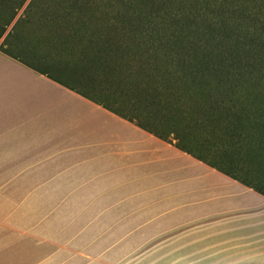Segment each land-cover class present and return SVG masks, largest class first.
I'll return each instance as SVG.
<instances>
[{
	"label": "rangeland",
	"instance_id": "1",
	"mask_svg": "<svg viewBox=\"0 0 264 264\" xmlns=\"http://www.w3.org/2000/svg\"><path fill=\"white\" fill-rule=\"evenodd\" d=\"M161 1L26 0L17 9L21 0H0V48L101 102L102 108L116 109L137 127L138 120L131 117L142 111V120L164 138L92 102L55 88H36L30 80L26 85L36 88L27 96L30 106L50 109L53 124L81 125L83 139L97 132L95 139L116 143L113 151L131 147L134 158L150 161L147 172L185 166L163 163L180 154L158 141L180 148L170 132L181 131L180 142L211 164L264 186V0ZM176 55L188 61L181 63ZM100 60L116 64L98 66ZM216 67L224 69L225 77L215 78ZM198 75L203 77L197 80ZM199 81L225 89L219 93L209 86L212 92L200 96L201 107L188 104L190 116L179 121L178 114L191 100L179 87L189 90ZM19 98L11 95L15 106L24 105ZM141 98L146 106L139 104ZM167 103L178 114L169 110L163 116L159 111ZM230 120L233 126H228ZM58 198L5 197L17 203L11 201L0 213L5 218L0 224V264L264 263V252L251 246L223 260H158L156 253H147L156 245L125 242L127 230L94 228V213L78 211L76 207L84 206L73 203L75 197L65 204ZM51 204L62 211H43L53 208Z\"/></svg>",
	"mask_w": 264,
	"mask_h": 264
},
{
	"label": "crops",
	"instance_id": "2",
	"mask_svg": "<svg viewBox=\"0 0 264 264\" xmlns=\"http://www.w3.org/2000/svg\"><path fill=\"white\" fill-rule=\"evenodd\" d=\"M30 80L36 88H55L102 108L0 48V213L11 201L17 203L5 197L51 195L61 204L75 197L72 202L84 206L78 211L94 213L91 226L127 230L125 242L156 245L147 253H156L158 260H223L250 246L264 252L262 184L160 138L163 148L180 154L163 163L185 166L147 172L150 161L134 158L131 147L113 151L116 143L95 139L97 132L83 139L79 122L77 127L53 124L50 109L31 107L27 96L36 88L26 85ZM11 95H20L24 105L15 106ZM50 206L43 211L63 209ZM4 219L0 216V224Z\"/></svg>",
	"mask_w": 264,
	"mask_h": 264
},
{
	"label": "trees",
	"instance_id": "3",
	"mask_svg": "<svg viewBox=\"0 0 264 264\" xmlns=\"http://www.w3.org/2000/svg\"><path fill=\"white\" fill-rule=\"evenodd\" d=\"M26 0H21V3L19 4V6L17 7V9H19V8H21L22 6H23V3L25 2ZM159 2V1H158ZM162 3L163 2H165V3H167L168 5H169V3L170 2H172V3H175V1L174 0H163V1H161ZM176 4V3H175ZM177 5V4H176ZM176 8H178V7H175V10H176ZM179 10H181V8H178ZM168 10L169 11H172V9H171V7H168ZM13 17H14V15H13ZM13 17H12V19H13ZM249 39H252L251 37H249ZM246 47V46H245ZM247 48V47H246ZM261 49V48H260ZM167 51V50H166ZM244 53H245V51H244ZM173 56V55H172ZM170 57V58H176L179 62H181V63H186L188 60L186 59V58H188V57H183V56H179V55H176V56H174V57ZM166 60H168V57H167V55H166ZM204 62H205V60H204ZM97 64H98V66H104V65H106V66H108L109 64H111V65H113V66H115L114 64H116L115 62H112V63H110V62H103V61H99V62H97ZM235 65V64H234ZM105 66V67H106ZM230 66V65H229ZM236 67H238L239 65H237V63H236V65H235ZM206 67H208L207 65H206ZM231 67V66H230ZM102 68H104V67H102ZM183 68H186V69H188L187 68V66H180V69H183ZM202 70H203V68L201 69V72H202ZM223 70L224 69H222V68H220V67H216L215 68V70H214V72H213V74H214V76H215V78L216 77H225V74H224V72H223ZM206 71V70H205ZM205 71H204V73H203V75L205 74ZM203 75H198V76H194V77H197L196 79L198 80V77H200V76H202L203 77ZM191 76H193V75H191ZM205 76V75H204ZM210 81H199V83H197L198 85L197 86H195V87H193V88H191V89H189L188 90V88H185V87H179V89L180 90H182V91H184L186 94H188V96L189 97H191V100L190 99H188V101H190L189 103H187L186 105H187V109H185V107H183L182 109H183V112H181L180 114H178L177 113V111L174 109V107H172V104H169V103H167L166 105H164V106H162V108H160V111L159 112H161V113H164L165 115H163V116H167V115H169L170 113L168 112L169 110H171V111H174L176 114H178L179 116H178V118H179V121H183V118H182V116H190L187 112H189V109H188V104L190 105V108H194V109H196V108H199V107H201V100H200V96L201 95H204L205 93L207 94V96L209 97V93L211 94V92H212V90H211V88L212 89H214V90H217V92H219V91H224V90H222V89H225V88H221L220 89V84H218L217 85V87L215 88L214 87V85H211L210 83H209ZM205 83V84H204ZM209 84V85H208ZM232 84V83H231ZM211 88H210V87ZM234 87V86H233ZM169 88V87H168ZM148 89V88H147ZM146 89V91H148ZM220 93V92H219ZM228 93V92H227ZM143 101H144V99L143 98H141V101L139 102V104L140 105H144V106H146V104L145 103H143ZM155 105V104H154ZM198 105V106H197ZM148 106H150V104L148 105ZM108 108H112L111 106L109 107L108 106ZM115 110V113H117V114H119L118 112H117V110L116 109H114ZM141 110V109H140ZM211 110H206V112L209 114V112H210ZM205 112V113H206ZM152 115L153 113L151 112V113H148V115ZM120 115V114H119ZM147 115V116H148ZM123 116V115H122ZM209 116H211V115H209ZM124 117H129V116H124ZM131 117V116H130ZM129 117V118H130ZM185 117V118H186ZM142 111H141V113H139V114H137V116L136 117H134V118H132L131 117V119H133V121H137V124L141 127V128H143V129H145V130H147V131H149L150 133H153V134H155L156 136H158V137H162V138H164L161 134H160V132H158V131H156L155 130V128H154V126L152 127V125H149L147 122H145L144 120H142ZM148 118V117H147ZM195 119V118H194ZM200 119H202V118H200ZM145 120H146V118H145ZM233 122H235V121H229L228 122V126H230ZM203 124L202 123H200V127L202 126ZM231 126H233V125H231ZM237 126V125H236ZM180 129V128H179ZM180 133H181V131L179 132V131H176V130H174V131H172V132H170V135H172V134H174L176 137H178V139H179V144H178V146L180 147V149H182V151H185V152H187V153H190V154H192V155H194V156H198V157H202V156H199L195 151H194V149H193V147H191V146H189V144L188 143H185V142H180L181 140H180V137H181V135H180ZM202 158H204V157H202Z\"/></svg>",
	"mask_w": 264,
	"mask_h": 264
}]
</instances>
